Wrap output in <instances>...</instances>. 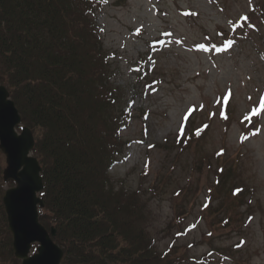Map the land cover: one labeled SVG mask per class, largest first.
<instances>
[{"label": "rangeland", "instance_id": "rangeland-1", "mask_svg": "<svg viewBox=\"0 0 264 264\" xmlns=\"http://www.w3.org/2000/svg\"><path fill=\"white\" fill-rule=\"evenodd\" d=\"M95 20L125 110L109 170L158 249L264 264V0H104Z\"/></svg>", "mask_w": 264, "mask_h": 264}, {"label": "trees", "instance_id": "trees-1", "mask_svg": "<svg viewBox=\"0 0 264 264\" xmlns=\"http://www.w3.org/2000/svg\"><path fill=\"white\" fill-rule=\"evenodd\" d=\"M103 4L0 0V83L34 133L44 184L39 217L56 227L61 264H181L186 253L174 244L160 251L142 223L139 191L112 180L109 169L125 150V110L95 20ZM5 166L1 151L0 264H20L3 202Z\"/></svg>", "mask_w": 264, "mask_h": 264}, {"label": "water", "instance_id": "water-1", "mask_svg": "<svg viewBox=\"0 0 264 264\" xmlns=\"http://www.w3.org/2000/svg\"><path fill=\"white\" fill-rule=\"evenodd\" d=\"M21 113L5 84L0 83V148L6 156L4 180L15 184L3 195L8 226L13 234V249L21 264H61L62 248L54 238L56 227L49 230L39 217L44 205L39 193L44 188L41 163L32 152L34 133L28 125H22ZM36 251L32 252L33 243Z\"/></svg>", "mask_w": 264, "mask_h": 264}]
</instances>
